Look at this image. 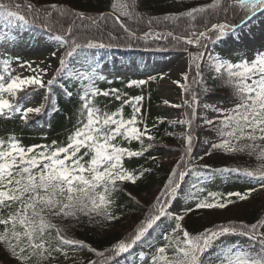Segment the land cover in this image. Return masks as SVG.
Listing matches in <instances>:
<instances>
[{
  "label": "snow or ice",
  "instance_id": "6c2138e0",
  "mask_svg": "<svg viewBox=\"0 0 264 264\" xmlns=\"http://www.w3.org/2000/svg\"><path fill=\"white\" fill-rule=\"evenodd\" d=\"M258 15H264V0H211L179 14L147 21L137 12L135 0H113L111 11L97 17L56 3L38 7L30 0H0V47L5 48L0 53V117L8 119L19 115L27 121L30 114L46 111L45 104L31 107L26 103L37 90L50 91L60 77H72L81 85L79 119L66 142L53 140L50 144L25 146L14 134L0 138V251L16 264H51L57 259L56 254L68 259V247L73 251L87 247L85 242L69 238L66 228L54 221H78L86 216L89 222L104 227L106 222L120 218L114 210L115 194L123 190L126 182L135 184L152 172L148 167L129 169L125 162L145 156L155 146L153 130L157 125L153 123L149 127L146 122L142 95L127 97L119 89L102 90L96 86L97 81H104L106 77L89 57V50L111 47V41L119 39L167 41L171 38L176 46L189 45L197 49L189 53L192 57L190 68H194L195 73L191 83L174 81L186 93H192L191 99H186L183 105H172L189 109L184 118L169 122L187 126L182 133L185 141L182 155L149 211L129 236L113 245L107 254L90 249L101 259L89 260L88 264H119L118 258L137 246L148 249L139 252L143 264H212L206 254L214 246L217 248L215 264H264V221L252 224L229 221L192 234L182 224L184 215L170 211L189 173L204 180L211 178L199 170L209 166L196 165L192 158L193 118L197 115L198 97L191 84L203 81L202 66L214 71L216 78L232 89L235 98L229 109L213 108L216 113L213 119L200 118L203 125L217 134L211 150L225 154L245 153L255 157L258 163L252 168L217 170L245 177L255 185L248 191L226 195L209 192L201 199L198 193L204 189L193 184L186 199L195 201L197 209H224L234 203L233 196L246 201L253 193L264 191V22L260 27L261 46L251 50L250 55L245 54L233 62L207 51L209 44L229 39L237 47L246 44L250 35L255 36L253 22ZM169 22L174 26L172 31H155L154 25L167 26ZM109 23L124 35L105 31ZM143 23L147 24L148 31L137 37L140 29L131 25ZM35 30L58 45L51 56L58 59L59 67L47 81L44 77L48 75V66L21 62L19 56L7 51L9 45L16 46L25 32ZM60 48L65 51L57 56ZM14 63L32 75H13ZM183 79L189 81L188 74H184ZM146 83L145 80H131L128 87ZM65 94L69 98L73 95L71 91ZM99 96L114 97L120 102L119 107L114 111L102 109L96 103ZM49 99L50 95L45 97L46 101ZM164 104L169 101L165 100ZM125 107L131 108L128 116H125ZM158 122L163 123V120ZM133 142L140 145L138 150L126 146ZM209 154L211 152L205 153ZM164 220L171 223L154 235ZM230 235L246 237L249 246L216 244Z\"/></svg>",
  "mask_w": 264,
  "mask_h": 264
},
{
  "label": "trees",
  "instance_id": "16d2710c",
  "mask_svg": "<svg viewBox=\"0 0 264 264\" xmlns=\"http://www.w3.org/2000/svg\"><path fill=\"white\" fill-rule=\"evenodd\" d=\"M30 2L38 7L56 3L67 9L82 12L86 16L97 17L100 13H108L111 11L113 0H30ZM210 2L211 0H135L136 10L143 15L145 21L149 18L162 19L166 15L179 14L192 7ZM66 26L67 25H65V27ZM131 26L133 28L139 27L140 31L137 33V37H140L143 32L148 31L146 23L140 24L139 26L132 24ZM173 27L174 26L170 22L167 23V26L164 24L159 26L154 25L157 31H172ZM105 31H112L113 35L116 36L124 35L119 29H114L111 23L108 24ZM89 34L92 35L94 33ZM104 40L106 43L109 42L106 36ZM185 48H187L186 52L188 55L189 53H195L197 51L196 48L189 45L176 46L171 38L167 41H145L140 38L134 40L119 39L111 41V47L99 50L114 52L120 56H127L128 54H139L144 49H162L168 51V53H175L177 50L185 51ZM191 60L192 57L189 55V68L186 72L189 76V81H184L181 84L191 83V78L195 74L194 68H190ZM202 71L203 81L200 84H191V88L198 97V105L196 107L197 115L193 118V149L196 151V149L199 148L201 151L199 159L200 157H203V159H200L202 162L198 163L196 162L197 160L193 158L199 150L195 153L193 152L192 158L193 163L196 165L209 166L207 169L199 170L207 172L210 174L211 178L204 180L202 177L199 178L189 173L185 177L188 183H185L189 186L188 191L192 190L191 186L193 184L203 188L204 191L198 193L201 199L207 197L209 192L224 195L235 192L244 193L255 185L249 183L243 176L217 170L225 167L252 168L257 165L258 161L255 157H250L245 153L225 154L221 151L211 150V143L217 141V134L213 129H209L207 126L204 129L198 125V114L204 111L203 104L209 99L216 100L220 103H226V105L231 108L235 98L232 89L226 86L221 79H217L214 71H209L203 66ZM102 74L106 77V80L97 81L96 86L98 88L102 90L115 88L119 89L122 95L127 94V97L136 95H142L144 97L143 113L146 122L149 127H151L153 123L157 125L153 130V134L156 136L155 146L143 157L126 160L125 165L129 169L135 170H139L141 167H148L152 169V172L146 174L135 184L126 182L122 186L123 190L115 194L114 210L116 215L120 217L118 220L106 222L104 227L99 226L95 222H89V218L86 216H81L78 221H54L66 228V234L69 238L83 241L87 247L76 249L72 256H68V259H65L62 255L56 254L57 259L52 261L51 264H88L89 260L101 259L90 251V249L94 248L97 252H105L107 254V251L118 241L126 239L149 211L150 206L153 204L159 191L164 187L171 170L176 166V162L183 152L185 141H180V138H183L182 133L187 126H181L179 124L171 125L169 123L171 120L166 119V116L172 108H177V110L180 111L184 110L181 118L183 119L185 112L189 111V109L185 106L173 107L172 105L164 104L165 100L160 97L156 91V85L159 81L157 75L150 74L147 76L146 74H129L123 76L119 74ZM131 80H145L147 83L143 86L128 87ZM108 81H111V83ZM43 90H45V93L42 96L40 105L45 104L46 111L39 115L30 114L27 121L20 119L19 115L8 119L0 117V138L6 139L8 135L14 134L25 146L33 144H50L53 140L60 143L66 142L67 136L73 130L79 119L80 100L78 93L81 91V85L72 77L63 76L58 78L57 82L51 86L50 91L49 89ZM66 91H71L73 93L71 98L65 94ZM176 92L178 95L183 92L187 100L191 99L192 93H186L181 87H179ZM49 95L50 99L46 101L45 97ZM96 103L97 106L107 111L116 110L120 104L114 97L106 98L103 96L97 97ZM53 105H55L54 108ZM175 105H183V103L179 102ZM124 113L125 116L130 115L131 108L125 107ZM160 119L163 120V123L158 122ZM38 125H42L44 130L39 133L33 132V129ZM203 131H205V133ZM168 133H172V135H168ZM209 134H211L210 140L208 139ZM126 146L134 150L140 148V145L136 142H133L131 145L126 144ZM166 152L179 153V158L165 159L164 154ZM206 152H211V154L205 155ZM151 157H155L156 159L153 160ZM150 197L152 198L149 199ZM231 199L234 203L228 205L224 209H197L195 208V201L191 200V203L186 209L191 208L192 211L188 212L186 209L184 210L183 226L190 233L197 234L203 232L205 228L226 224L229 221L237 223L245 222L247 224H252L257 220L264 221V194L262 191L253 193L246 201H240L235 196L231 197ZM170 223V221L164 220L154 235H157L161 229L168 227ZM241 240L242 236L230 235L224 237L216 244H236L238 247L247 248L243 246ZM142 250L145 252L148 251L147 248L137 246L129 253L122 254L118 258L119 264H143L139 258V252ZM216 252L217 248L214 246L209 250V253L206 254L211 258L212 264H215L216 258L214 254ZM0 264H16V261L3 251H0Z\"/></svg>",
  "mask_w": 264,
  "mask_h": 264
},
{
  "label": "rangeland",
  "instance_id": "374dc122",
  "mask_svg": "<svg viewBox=\"0 0 264 264\" xmlns=\"http://www.w3.org/2000/svg\"><path fill=\"white\" fill-rule=\"evenodd\" d=\"M264 22V15L260 16L256 21L253 22L255 25V36H249V40L246 44L237 47L231 40L226 42L212 44L209 48V53L219 54L222 57L230 58L233 62L241 56V54H249L253 49H259L261 46V23ZM157 31V30H155ZM247 31V29L245 30ZM157 32H167V31H157ZM142 36V35H141ZM58 45L55 41L48 39L47 35L41 33L39 30L25 32L23 38L18 41L16 46L13 48L11 45L7 47V51L13 56H19L21 62L30 61L33 62L34 66L39 65L41 67L48 66V75L44 77L45 81L51 79L54 75V69L59 67L58 59L51 56L53 51H56ZM5 51L4 47H0V53ZM63 49L60 48L57 52V56L61 55ZM89 57L99 66V70L106 74H121L123 76L129 74H150L158 75L159 81L156 85L157 94L164 100L169 101V105H175L179 102L184 104L186 100L183 92L178 95L176 90L179 86L174 83V81L184 82L183 76L186 74L189 68V56L186 51H175V53H168L166 50L162 49H147L143 50L139 54H128L127 56H120L112 52L100 51L97 49L89 50ZM12 68L15 70L13 75L28 76L32 75L30 71L25 68H19L17 64H13ZM42 97V92L37 90L31 97L30 102L26 103L28 106L37 107L40 106ZM213 108L229 109L226 103H220L216 100L209 99L203 104V112L198 114V125L205 129L201 117H207L208 119H213L216 113ZM183 111L177 110V108H172L166 116L168 120H178L182 118ZM208 127V126H207ZM209 128V127H208ZM207 128V129H208ZM211 129V128H209ZM43 130L41 127L34 129L35 133H39ZM209 132L208 130H205ZM205 131H203L205 133ZM202 132V133H203ZM208 139H211V134H209ZM184 138H180L183 141ZM207 140V138H206ZM199 150V151H198ZM197 154L193 156V152ZM193 149L192 156L196 159L198 163L202 160L199 159L201 155L200 149ZM165 159H178L179 153L166 152L164 154ZM203 172V171H202ZM206 175L210 176L207 172ZM201 178V177H199ZM184 180L181 186L180 195L172 202L170 211L174 214H183L185 207L188 205L190 200L186 199V193L188 192L189 186ZM264 194V191H262ZM150 197L149 199H151ZM224 238V237H223ZM221 238V239H223ZM220 241V240H219ZM217 241V242H219ZM245 244H247V238H243ZM216 242V243H217ZM68 256H72L75 251L71 247L67 248ZM76 254V253H75ZM76 256V255H75ZM74 256V257H75Z\"/></svg>",
  "mask_w": 264,
  "mask_h": 264
}]
</instances>
